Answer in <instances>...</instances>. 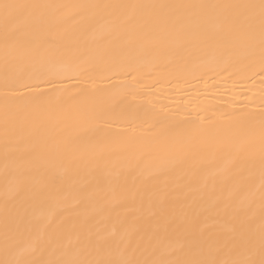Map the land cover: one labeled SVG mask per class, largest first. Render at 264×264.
Instances as JSON below:
<instances>
[{"label": "bare ground", "instance_id": "bare-ground-1", "mask_svg": "<svg viewBox=\"0 0 264 264\" xmlns=\"http://www.w3.org/2000/svg\"><path fill=\"white\" fill-rule=\"evenodd\" d=\"M8 2L0 264H260L261 0Z\"/></svg>", "mask_w": 264, "mask_h": 264}, {"label": "snow or ice", "instance_id": "snow-or-ice-1", "mask_svg": "<svg viewBox=\"0 0 264 264\" xmlns=\"http://www.w3.org/2000/svg\"><path fill=\"white\" fill-rule=\"evenodd\" d=\"M36 7H39V6L11 3V2H8V0H0V18L4 20L5 26H6V31H5V43L6 44L9 42L10 39H12L11 34L7 31L8 22L20 17L21 15H24L29 9H33ZM57 7L62 8L65 6H57ZM74 7L80 8V9H86V8L110 9L111 8V9L126 10L128 8H136L139 6H136V5H131V6L129 5H78ZM153 7L163 8L165 6L161 5V6H153ZM245 7L255 8L257 6L250 5V6H245ZM259 9H260L262 21H264V0H261ZM119 18L122 19L124 22H128V21H131L132 16L129 15L126 11H121ZM260 44H261L262 54H264V23H262V28H261ZM262 130H264V121H262ZM262 246H264V236H262ZM124 264H130V262H124ZM187 264H215V262L191 261V262H187ZM243 264H255V262L246 261V262H243ZM260 264H264V260H261Z\"/></svg>", "mask_w": 264, "mask_h": 264}]
</instances>
